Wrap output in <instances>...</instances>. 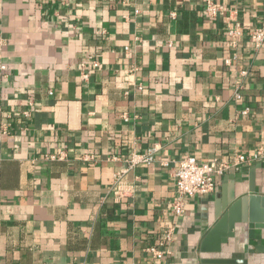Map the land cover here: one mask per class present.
Instances as JSON below:
<instances>
[{
    "label": "crops",
    "instance_id": "1",
    "mask_svg": "<svg viewBox=\"0 0 264 264\" xmlns=\"http://www.w3.org/2000/svg\"><path fill=\"white\" fill-rule=\"evenodd\" d=\"M216 1L209 18L203 0H0V264H264V228L246 223L200 250L224 203L264 195V160L186 199L164 259L146 250L172 223L180 159L264 148V47L245 32L232 49L224 29L264 24V0Z\"/></svg>",
    "mask_w": 264,
    "mask_h": 264
},
{
    "label": "built area",
    "instance_id": "2",
    "mask_svg": "<svg viewBox=\"0 0 264 264\" xmlns=\"http://www.w3.org/2000/svg\"><path fill=\"white\" fill-rule=\"evenodd\" d=\"M204 13L209 18H214L219 15H224L227 11V7L216 0H203ZM224 29L229 39L232 49H235L242 40L244 33L251 42L255 49L264 47V24L248 29L245 31L241 22L235 19H229L228 16H224ZM5 44V38L0 37V48ZM170 45V43H169ZM127 49V48H126ZM237 58L236 53L233 51L231 55L223 59L225 65H230ZM90 65L96 67L99 65L97 59L88 57ZM88 61H82L80 68L82 70V77H87V72L84 71L88 67ZM0 69L6 70V65L0 63ZM248 71L241 69L239 74L246 76ZM140 89L141 87L138 86ZM243 88L242 81L238 80L234 84L233 96L235 100H241V90ZM52 92L49 91V94ZM28 108L23 110L22 114L29 116L31 108L33 107V101L28 100ZM249 111V107L244 105L240 109V113L245 115ZM126 119V115H123ZM5 129V127H2ZM155 147H150L145 151L137 152L132 151L130 155L125 159L127 168L134 167L138 164H147L154 161ZM86 158V157H84ZM88 158V157H87ZM264 160V148L259 147L251 152L239 151L235 152L230 160H219L212 158L209 160H200L193 155H187L179 160L177 167L173 172L174 176V191L175 197L168 203V208L172 217V223L166 227L162 235L158 238L157 242L148 245L146 250L155 261H161L166 255L170 253L168 243L173 239V231L175 225L180 221L185 212L186 199L193 197H200L214 193L216 190V178L220 177L230 171L238 170L243 165H252L256 161ZM162 163H166L163 161Z\"/></svg>",
    "mask_w": 264,
    "mask_h": 264
},
{
    "label": "water",
    "instance_id": "3",
    "mask_svg": "<svg viewBox=\"0 0 264 264\" xmlns=\"http://www.w3.org/2000/svg\"><path fill=\"white\" fill-rule=\"evenodd\" d=\"M233 177L231 175V178ZM253 191L254 187L250 186V194L231 200L229 205L223 201V209L226 210L203 237L200 243L201 251H219L221 244L226 243L228 238L233 236L236 223H246L249 228H264V195H256ZM229 261L231 259L214 260V262Z\"/></svg>",
    "mask_w": 264,
    "mask_h": 264
}]
</instances>
